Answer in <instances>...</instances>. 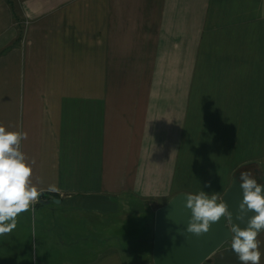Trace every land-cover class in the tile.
<instances>
[{
	"label": "crops",
	"instance_id": "crops-1",
	"mask_svg": "<svg viewBox=\"0 0 264 264\" xmlns=\"http://www.w3.org/2000/svg\"><path fill=\"white\" fill-rule=\"evenodd\" d=\"M0 125L55 214L39 264H155L159 207L264 174V0H0ZM77 212L101 242L76 243ZM225 245L203 264H241Z\"/></svg>",
	"mask_w": 264,
	"mask_h": 264
},
{
	"label": "clouds",
	"instance_id": "clouds-1",
	"mask_svg": "<svg viewBox=\"0 0 264 264\" xmlns=\"http://www.w3.org/2000/svg\"><path fill=\"white\" fill-rule=\"evenodd\" d=\"M27 138L26 132L9 131L0 125V236L16 228L19 214L35 211L34 204L44 191L38 189L31 180L35 160L29 162L21 150V143ZM239 180L243 199L239 203L237 219L243 222L248 212L255 213L248 219L246 227L241 228L239 224L232 223V214L218 195L200 191L198 194L186 195L185 206L191 210V217L185 231L202 235L209 231L211 223L224 217L231 233V249L241 264H260L261 241L257 237L264 231V184L258 183L251 171L241 172ZM47 191L58 192L59 189L51 184Z\"/></svg>",
	"mask_w": 264,
	"mask_h": 264
},
{
	"label": "water",
	"instance_id": "water-1",
	"mask_svg": "<svg viewBox=\"0 0 264 264\" xmlns=\"http://www.w3.org/2000/svg\"><path fill=\"white\" fill-rule=\"evenodd\" d=\"M240 173L238 171L235 174L232 184L224 193L221 201L227 204L232 214V223L244 228L247 226L248 219L255 213L248 212L243 222L237 219L239 203L243 199ZM259 183L264 184V174ZM187 194H177L156 210L153 248L155 264H203L227 241L231 240L229 226L224 217H221L218 222L211 223L209 231L202 235L197 236L185 231L191 217V210L185 206ZM60 201V199H54L56 203ZM49 202V200H42L44 204Z\"/></svg>",
	"mask_w": 264,
	"mask_h": 264
},
{
	"label": "rangeland",
	"instance_id": "rangeland-1",
	"mask_svg": "<svg viewBox=\"0 0 264 264\" xmlns=\"http://www.w3.org/2000/svg\"><path fill=\"white\" fill-rule=\"evenodd\" d=\"M42 198L39 197L38 202H36L34 206H39L40 202H42ZM54 215V212L49 209H47L44 214L39 207L35 208L34 212L29 210L19 214L16 228L11 233L0 236V264H39L38 260L41 259L42 253L41 246L46 233H48L46 229L50 227L55 228L56 221ZM89 216V213L77 212L71 216L69 220V225L75 229L73 236L77 241L76 243L81 246L84 244H97V242H101L102 240V235L100 233L101 229L98 228L97 219H90ZM124 216H126V214L122 215V213H120L110 218L111 226L107 232L110 234L109 239L112 243H116L118 240L120 242L126 240V237H130V235H132L130 233L135 230L134 224L136 221L133 215L129 214L127 218H124ZM134 237L135 236H132L131 239ZM54 238L55 236L53 239ZM106 239L107 237L105 236V240ZM93 253V251H90L87 254L92 256ZM131 253H133V255L128 256V264L139 259L135 252ZM76 254H78L77 256L81 261L83 253L79 251L78 253H76V251L72 252L73 256H76ZM129 259H132V261Z\"/></svg>",
	"mask_w": 264,
	"mask_h": 264
},
{
	"label": "trees",
	"instance_id": "trees-1",
	"mask_svg": "<svg viewBox=\"0 0 264 264\" xmlns=\"http://www.w3.org/2000/svg\"><path fill=\"white\" fill-rule=\"evenodd\" d=\"M258 181H260V180H258Z\"/></svg>",
	"mask_w": 264,
	"mask_h": 264
}]
</instances>
